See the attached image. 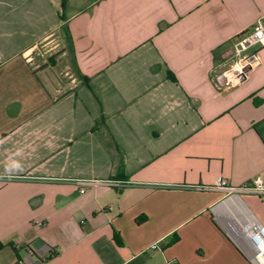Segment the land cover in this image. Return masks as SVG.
I'll return each instance as SVG.
<instances>
[{
    "label": "crops",
    "instance_id": "crops-1",
    "mask_svg": "<svg viewBox=\"0 0 264 264\" xmlns=\"http://www.w3.org/2000/svg\"><path fill=\"white\" fill-rule=\"evenodd\" d=\"M262 16L264 0H0V264H251L230 227L241 208L264 227V197L214 182L264 181V46L244 80L223 75ZM38 48L61 53L40 67ZM87 179L129 184L80 194Z\"/></svg>",
    "mask_w": 264,
    "mask_h": 264
},
{
    "label": "built area",
    "instance_id": "built-area-1",
    "mask_svg": "<svg viewBox=\"0 0 264 264\" xmlns=\"http://www.w3.org/2000/svg\"><path fill=\"white\" fill-rule=\"evenodd\" d=\"M264 46V16L260 17L250 30L238 36L233 46V63L223 73L225 75V84L234 80L239 82L242 76L246 77V68H252L259 60L257 52H250V49ZM228 76V77H227ZM231 79V80H230ZM229 80V81H228ZM78 187L79 193L84 194L85 188L102 186L112 189H122L129 183L112 179L98 180H72ZM215 188L224 191L229 196L252 195L258 198L264 197V181L257 177L243 183L240 186H231L222 179H215ZM235 244L240 251L246 256L251 264H264V227L257 223V226H250L247 232L236 233L233 236ZM151 250H157L156 245L151 246ZM169 264V263H168Z\"/></svg>",
    "mask_w": 264,
    "mask_h": 264
},
{
    "label": "bare ground",
    "instance_id": "bare-ground-1",
    "mask_svg": "<svg viewBox=\"0 0 264 264\" xmlns=\"http://www.w3.org/2000/svg\"><path fill=\"white\" fill-rule=\"evenodd\" d=\"M237 201V200H236ZM241 205V204H240ZM225 207V206H224ZM226 208V207H225ZM229 208V207H228ZM231 209V208H230ZM233 209V208H232ZM238 209V208H237ZM233 211V210H232ZM225 213V212H224ZM228 213V212H227ZM223 214V213H221ZM230 214V213H229ZM223 217V216H222ZM232 217V216H231ZM229 218V217H228ZM233 218V217H232ZM237 218V223L235 225H232L230 227V233L233 232V234L236 233H244L248 231V228L250 226L256 227L257 226V221L245 210L241 208V215L236 216ZM230 221V219H229ZM225 223V222H224ZM229 224V223H228Z\"/></svg>",
    "mask_w": 264,
    "mask_h": 264
},
{
    "label": "rangeland",
    "instance_id": "rangeland-1",
    "mask_svg": "<svg viewBox=\"0 0 264 264\" xmlns=\"http://www.w3.org/2000/svg\"><path fill=\"white\" fill-rule=\"evenodd\" d=\"M65 47H67V43H65ZM56 51H58V53H54V54L52 52L46 53V50H44L43 48H38L29 57L32 58L33 64L39 65L41 67L43 65L42 63L43 60H47L48 58L53 56L55 57V55H59L61 53L59 49H56ZM250 51L252 52L253 49H250ZM38 52L40 54H36ZM50 54H52V56H49ZM242 198L245 200L244 196H242Z\"/></svg>",
    "mask_w": 264,
    "mask_h": 264
},
{
    "label": "water",
    "instance_id": "water-1",
    "mask_svg": "<svg viewBox=\"0 0 264 264\" xmlns=\"http://www.w3.org/2000/svg\"><path fill=\"white\" fill-rule=\"evenodd\" d=\"M247 72L250 70V68L248 67V68H246L245 69ZM245 79V77L244 76H242V80H244Z\"/></svg>",
    "mask_w": 264,
    "mask_h": 264
}]
</instances>
